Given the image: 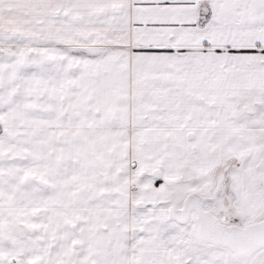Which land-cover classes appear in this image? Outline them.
<instances>
[{
    "label": "snow or ice",
    "instance_id": "1",
    "mask_svg": "<svg viewBox=\"0 0 264 264\" xmlns=\"http://www.w3.org/2000/svg\"><path fill=\"white\" fill-rule=\"evenodd\" d=\"M0 264H264V0H0Z\"/></svg>",
    "mask_w": 264,
    "mask_h": 264
}]
</instances>
